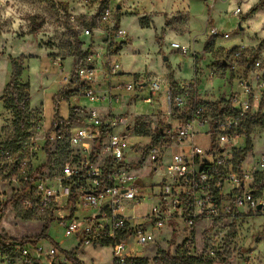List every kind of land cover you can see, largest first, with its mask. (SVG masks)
Wrapping results in <instances>:
<instances>
[{"label": "rangeland", "instance_id": "obj_1", "mask_svg": "<svg viewBox=\"0 0 264 264\" xmlns=\"http://www.w3.org/2000/svg\"><path fill=\"white\" fill-rule=\"evenodd\" d=\"M259 1L90 0L85 4L81 0H0V146L10 151L11 161L0 171V234L14 240L34 237L47 223L48 241H42L44 248L55 243L61 253L74 252L81 264H112L111 245H79L75 237L64 236L52 209L42 211L34 201L31 206L23 203L27 180L34 174L50 177L58 174L63 159L69 155L63 142L54 141L45 153L44 129L55 138L54 129L50 128L57 120L67 121L69 104L77 102V97L72 96L78 93L69 84L73 61L78 58L74 51L87 49L90 55L105 50L101 31H93L88 37L83 35L84 29L107 30L118 18L117 26L125 31L123 39L106 48L105 55L116 58L122 71L112 78V83L133 82L135 74L168 84L170 79L177 84L194 80L196 100L211 110L212 103L228 97L231 88L236 93L241 91L240 79L249 77L253 82L256 75L264 76V5L251 12ZM105 5L113 10L111 20L98 25L95 19ZM236 10L239 17L232 14ZM212 29L220 34L205 52L203 46L212 37ZM223 33L228 37L221 36ZM171 43L186 47V53L172 49ZM234 48H242L238 59L233 56ZM9 56H23L19 80L29 86V110L19 137L14 133L12 111L3 108L1 99L10 80ZM56 58L60 60L59 67L53 65ZM255 61L262 63V68H255ZM229 64L234 65L233 70ZM246 64L250 70L241 77ZM149 95L144 90L132 99L128 114L149 116L152 107L143 102ZM64 96L71 97L64 99ZM80 100L95 106L84 97ZM114 109L122 112L124 108L119 105ZM182 110L185 112L187 108ZM252 111L246 135L232 140V145L240 150L250 141L251 150L243 159L246 165H254L264 156V92ZM129 140L140 146L151 141L149 136L138 135H130ZM52 162L56 169L51 167ZM145 181L149 192L152 180ZM260 196L264 197V188ZM151 204L150 199H144L137 211L142 212ZM85 213L79 210L77 215ZM153 236L154 241L143 250L136 248L137 252L142 250V260L152 259L168 249L172 257L188 254L198 264H264V211L204 219L190 234L182 232L180 224H172L161 231L153 230Z\"/></svg>", "mask_w": 264, "mask_h": 264}, {"label": "built area", "instance_id": "obj_2", "mask_svg": "<svg viewBox=\"0 0 264 264\" xmlns=\"http://www.w3.org/2000/svg\"><path fill=\"white\" fill-rule=\"evenodd\" d=\"M81 1L86 4L90 0ZM112 14L110 5H105L95 22L108 24ZM232 14L240 16L238 10ZM94 28L84 29L83 35L101 31L105 50L87 55L69 84L96 107L82 108L77 121L53 124L55 138L50 136L49 141L63 142L69 155L58 174H34L27 180L23 203L31 206L34 201L42 211L52 209L64 236L75 237L79 245H111L112 264L142 260L141 251L154 241L153 230L180 224L181 231L190 234L204 219L264 211V197L255 195L253 187L255 175L264 169V156L254 165H246L244 160H233L240 149L232 145L233 139L246 135V122L254 114L252 106L264 92V76L256 75L253 82L249 77L240 79L241 91L231 88L214 112L198 104L182 118L189 84L178 83L182 92L173 96L170 84L144 75L135 76L133 82L112 83L121 67L105 55L106 48L126 33L115 24L107 30ZM219 34L211 30L212 37ZM221 36L228 37L226 33ZM170 46L180 54L187 51L177 43ZM241 52L238 48L233 56L238 59ZM53 65L59 67L60 60L56 58ZM254 65L262 68L259 61ZM229 68L233 70L234 65ZM144 90L150 93L143 98L152 107L149 116L113 111L123 99L117 92L126 93L129 100ZM141 123L148 124L144 133L138 132ZM130 135L149 136L151 141L140 146L129 140ZM9 163L10 151L1 146L0 171ZM51 167L56 169L54 162ZM146 178L152 180L149 192ZM144 199L152 204L139 212ZM79 210L86 213L77 215ZM42 241L48 239L0 244V264H75L55 243L44 248ZM137 247L142 250L137 252Z\"/></svg>", "mask_w": 264, "mask_h": 264}, {"label": "trees", "instance_id": "obj_3", "mask_svg": "<svg viewBox=\"0 0 264 264\" xmlns=\"http://www.w3.org/2000/svg\"><path fill=\"white\" fill-rule=\"evenodd\" d=\"M262 5H264V0H260L258 2V4L255 5L251 9V12H254L259 6H262ZM117 25H118V18L116 19V22H115V26H117ZM213 40H214V37H210L209 39L206 40V42L204 43V46H203V49L205 52L207 51L208 46L213 43ZM235 48L233 49L234 51L232 50L233 53L236 50ZM111 50H113V49H111ZM113 51H115V50H113ZM74 54H76V56L78 58L75 62L73 61V66H72V70L70 73V79L71 80L74 77V72H75L76 68L78 66H80L83 63V61L85 60V58L87 57L88 51H87V49L85 51L77 50V51H74ZM8 59L10 61V65H11L10 80L4 88L1 99H2L3 108L12 111V115H13L12 124L14 126V133L17 137H19L21 135V133L23 132L24 127H22V126L24 124L25 117H26L28 110H29V93H28L29 86L27 83H22L19 80V78L21 76V72H22L23 56H18V57L9 56ZM246 62H248V61H246ZM247 66L248 65L246 64L243 67V69H241L242 70L241 77L246 76V74L248 72ZM134 77H135V75H134ZM187 83L189 84V88L187 89L188 104L186 106L187 110L181 114L182 118L188 113L187 111L191 110L196 105H198V104L206 105L205 103H202V102L196 100L197 91H196V85L194 84V81H190ZM170 87L172 89L173 96L182 92L181 90L178 89L177 83H175L172 79H170ZM63 98L67 99L68 96H64ZM223 103H224V99H221L219 101H216L215 103H212L211 106H212L213 112L215 111V109H217V107H219ZM79 112H84V109L79 108V107H69V118L66 122L70 123V122L77 121L78 117H76V114ZM251 118L252 117H250L247 120L246 125H245L246 127H247ZM142 125H144V124L141 123L140 127L138 128L139 133H144L146 131L145 127ZM51 129H54V128L51 127L50 130ZM45 136H46V140L44 142L43 148L45 150V153L47 154V152H48L47 147L49 146V143H50L49 138L51 136L49 131L45 130ZM250 150H251L250 141L247 140V145L243 150H238V151L234 152L233 160H239V161L243 160L244 156L247 153H249ZM253 187H254V194L260 195L261 190L264 188V171L261 174L257 173L255 175V182H254ZM46 230H47V223H44L41 232L37 236L24 237L20 241L10 239V238H6L0 234V244H3V243L18 244L19 242H25V241L36 242V241H39L42 239H48V237L46 235ZM73 253L74 252H69V253L67 252L66 253L67 258L69 260H71L72 262H74L75 264H81L75 258ZM185 254H186V252H185ZM136 264H198V260L195 257L188 255V254H186V256H182V257H172L170 255L168 249H166L161 254L154 256L152 259L137 260Z\"/></svg>", "mask_w": 264, "mask_h": 264}, {"label": "crops", "instance_id": "obj_4", "mask_svg": "<svg viewBox=\"0 0 264 264\" xmlns=\"http://www.w3.org/2000/svg\"><path fill=\"white\" fill-rule=\"evenodd\" d=\"M114 59H116V58H114ZM117 60V59H116ZM120 74H122V71H121V69H120ZM119 74V75H120ZM137 75H140V74H135V76H137ZM115 84V83H114ZM117 93H119V94H121L122 95V97H123V99H122V103H121V105H122V108H124L123 109V111L124 110H127L128 111V106H129V103H131L132 102V99H129V100H127V97H128V95L126 94V93H124V92H117ZM69 97H71V96H68V98ZM72 97H77V102L75 103V104H69V107H74V106H78V107H81V108H85L86 110L87 109H93L94 107H96V103L95 102H93V101H91V100H89V99H87L92 105H95V106H92V107H90V106H88L87 104L88 103H82L81 102V98H83V97H80V96H72ZM67 98V99H68ZM128 101V102H127ZM114 112H116V110L114 109L113 110ZM116 113H120V112H116Z\"/></svg>", "mask_w": 264, "mask_h": 264}, {"label": "water", "instance_id": "obj_5", "mask_svg": "<svg viewBox=\"0 0 264 264\" xmlns=\"http://www.w3.org/2000/svg\"><path fill=\"white\" fill-rule=\"evenodd\" d=\"M116 9H119V6H117ZM119 72H120V71H119ZM257 209H260V206H258Z\"/></svg>", "mask_w": 264, "mask_h": 264}]
</instances>
